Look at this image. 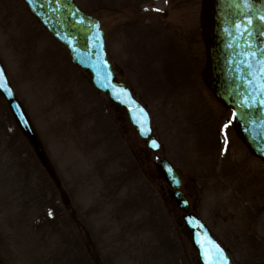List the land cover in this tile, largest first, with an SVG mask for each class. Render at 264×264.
<instances>
[{
  "label": "rangeland",
  "instance_id": "374dc122",
  "mask_svg": "<svg viewBox=\"0 0 264 264\" xmlns=\"http://www.w3.org/2000/svg\"><path fill=\"white\" fill-rule=\"evenodd\" d=\"M74 2L99 21L109 59L147 106L161 150L146 149L125 113L92 89L22 3L0 0V59L60 184L0 98V264H198L160 158L176 168L193 194L191 211L220 241L241 237L233 264H264V167L201 79L200 1L182 9L185 27L176 30L112 20V0Z\"/></svg>",
  "mask_w": 264,
  "mask_h": 264
},
{
  "label": "water",
  "instance_id": "95a60500",
  "mask_svg": "<svg viewBox=\"0 0 264 264\" xmlns=\"http://www.w3.org/2000/svg\"><path fill=\"white\" fill-rule=\"evenodd\" d=\"M22 1L51 37L67 50L71 61L90 74L95 88L126 110L131 124L139 136L146 140L147 147L158 151L160 146L152 136L147 113L131 97L127 87L114 80L105 54L104 33L99 22L82 11L73 0ZM206 1L211 8L212 23L211 37L208 40L212 76L209 88L218 101L231 107L233 113H236L235 123L240 138L249 151L264 162V155L259 151L264 146V106L260 104V100L264 99L260 94V85L264 83V0H249L247 8L242 0ZM249 18L253 21L250 34L239 38L236 26L246 24ZM0 72L4 74L1 65ZM4 81L5 87H0V93L39 162L52 173L43 148L5 74ZM244 97L255 100V106L242 107ZM153 141L157 146H153ZM157 166L172 190L170 196L183 212H187L188 201L179 191L181 182L178 175L165 159H160ZM183 219L193 234V243L197 247L201 263L206 264L205 254H209L208 259L215 255V242L207 228L192 214L187 213Z\"/></svg>",
  "mask_w": 264,
  "mask_h": 264
},
{
  "label": "flooded vegetation",
  "instance_id": "af4514ba",
  "mask_svg": "<svg viewBox=\"0 0 264 264\" xmlns=\"http://www.w3.org/2000/svg\"><path fill=\"white\" fill-rule=\"evenodd\" d=\"M133 0H127V1H118L117 4L114 6L115 8H122L128 15H132L134 17H139L141 16L142 18L147 15V17L151 21H155L157 24L164 26L165 28L167 27H172L174 30L178 26H183L180 23H185L184 21V15L185 11H182V9L186 8V5L189 4L190 0H157L159 1V4L162 6L160 8V11L154 12V13H149L145 14L144 12H141L139 9L140 7H133L131 5V2ZM143 0H135L136 3L142 2ZM200 3L198 2V6L200 7V14H199V25L201 27V30L205 29L207 34V29L209 27V10L207 4H205V0H199ZM189 8V6H188ZM190 9V8H189ZM116 13H120L119 11H116ZM172 15H174L172 17ZM172 18V22L171 21ZM172 23V25H171ZM185 27V26H183ZM177 39V38H176ZM180 40L184 43V39L181 37ZM194 57L196 58V61L200 58L202 61V71L204 74H207L210 72L209 71V64L207 60V55H206V50L203 52H200L199 54H194ZM194 58V59H195ZM197 68V67H196Z\"/></svg>",
  "mask_w": 264,
  "mask_h": 264
},
{
  "label": "snow or ice",
  "instance_id": "6c2138e0",
  "mask_svg": "<svg viewBox=\"0 0 264 264\" xmlns=\"http://www.w3.org/2000/svg\"><path fill=\"white\" fill-rule=\"evenodd\" d=\"M242 2L244 3L245 7H248L249 4V0H242ZM262 19H264V17H262ZM79 23H83V21H79ZM253 23L252 19H247V23H241L239 25H237L236 27L239 29L238 32V37L242 38L245 34H250V26ZM231 35V33H229ZM248 67H250L249 65H246ZM262 75H264V72H262ZM0 87H5V81H4V74L2 72H0ZM260 94L262 96H264V83H262L260 85ZM256 104L255 100H249L247 97H244L242 100V107H247V108H253ZM260 104L261 106H264V99L260 100ZM141 112H143V109H140ZM146 115V114H145ZM233 118H236V113H233ZM225 127H228L227 125H225ZM153 146H157L155 144V141L152 142ZM260 153L262 155H264V146H262L259 149ZM209 243H212L211 241H209ZM214 251H215V255L212 256L210 259L207 258V256L209 255L208 253H206V264H228V259L227 257L224 255L223 250L218 246V245H213Z\"/></svg>",
  "mask_w": 264,
  "mask_h": 264
}]
</instances>
